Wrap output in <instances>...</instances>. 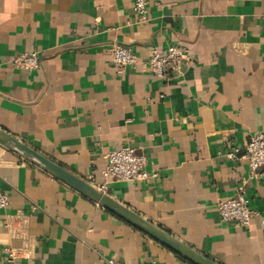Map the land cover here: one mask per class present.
<instances>
[{
  "label": "crops",
  "instance_id": "crops-1",
  "mask_svg": "<svg viewBox=\"0 0 264 264\" xmlns=\"http://www.w3.org/2000/svg\"><path fill=\"white\" fill-rule=\"evenodd\" d=\"M148 2L141 23L134 0H0V129L99 190L135 148L157 175L105 193L219 264H264V170L227 155L264 129V0ZM116 44L138 63L120 72ZM171 44L193 62L160 78L144 66ZM31 51L39 69L12 65ZM241 185L249 226L217 208ZM0 188V264H194L2 143Z\"/></svg>",
  "mask_w": 264,
  "mask_h": 264
},
{
  "label": "built area",
  "instance_id": "built-area-1",
  "mask_svg": "<svg viewBox=\"0 0 264 264\" xmlns=\"http://www.w3.org/2000/svg\"><path fill=\"white\" fill-rule=\"evenodd\" d=\"M148 0H134L133 9L137 13L141 23L148 21ZM111 57L114 64L122 72L126 67L138 63L137 55L129 48L116 44L111 47ZM193 62L190 50L180 44H171L162 50L155 49L145 63L153 74L160 78H167L166 72L171 66L177 67L181 63L190 64ZM11 63L18 69L37 70L41 65L39 53L37 51L25 52L12 58ZM240 153L247 159L251 176L254 177L258 170H264V129L254 135L244 152L239 148L228 153L229 158H237ZM106 168L104 171L105 183L101 186V191L108 189L109 182H129L146 181L156 173L147 170V158L144 154L137 152L131 146H123L111 150L106 155ZM10 205V197L0 188V209H6ZM218 212L223 222L234 223L240 226H249L252 223L254 212L250 207L247 197L246 187L239 186L235 196L221 200L217 205ZM14 257V254H10ZM108 264H127L116 259H109ZM152 264H157L153 262Z\"/></svg>",
  "mask_w": 264,
  "mask_h": 264
},
{
  "label": "water",
  "instance_id": "water-1",
  "mask_svg": "<svg viewBox=\"0 0 264 264\" xmlns=\"http://www.w3.org/2000/svg\"><path fill=\"white\" fill-rule=\"evenodd\" d=\"M0 143L11 146L16 150L22 152L27 158L40 164L47 171L52 173L54 176L75 188L79 192L88 196L92 200L99 202L105 208L117 214L131 225L142 230L146 234L150 235L155 240L164 244L168 248L172 249L176 253L180 254L185 259L191 261L194 264H219L212 259L204 256L197 252L190 246L184 244L180 240L174 238L167 231L163 230L159 226L154 225L152 222L144 219L139 214L133 212L128 207L120 204L110 197V193H105L97 189L94 185L76 176L70 171L64 169L54 161L50 160L37 150L31 148L27 144L18 140L14 136L8 134L4 130L0 129Z\"/></svg>",
  "mask_w": 264,
  "mask_h": 264
}]
</instances>
